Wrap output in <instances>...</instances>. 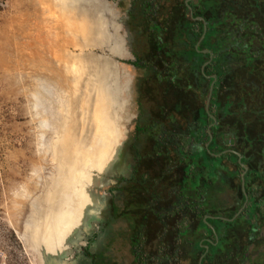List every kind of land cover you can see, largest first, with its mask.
<instances>
[{
    "label": "trees",
    "instance_id": "trees-1",
    "mask_svg": "<svg viewBox=\"0 0 264 264\" xmlns=\"http://www.w3.org/2000/svg\"><path fill=\"white\" fill-rule=\"evenodd\" d=\"M190 7L193 18L184 0L142 5L146 49L135 65L146 72L138 91L148 108L142 110L138 143L145 149L134 150L138 169H148L141 181L147 195L140 202L145 224L157 225V243H147L149 254H135L139 264H199L202 257V264H260L252 247L264 241V226L247 219L248 208L234 222L223 218L233 219L246 195L254 214L264 216V0H200ZM230 134L249 168L245 192L239 156L224 154ZM156 177L169 180L171 194L156 200L154 220L148 196ZM228 190L236 194L235 205L220 207L219 196ZM167 216L172 219L165 223Z\"/></svg>",
    "mask_w": 264,
    "mask_h": 264
},
{
    "label": "rangeland",
    "instance_id": "rangeland-1",
    "mask_svg": "<svg viewBox=\"0 0 264 264\" xmlns=\"http://www.w3.org/2000/svg\"><path fill=\"white\" fill-rule=\"evenodd\" d=\"M119 2L0 0V264H42L41 251L53 255L67 250L90 215L77 224L81 207L74 201L82 191L112 200L116 185L92 187L112 165L118 145L134 140L141 106L143 111L148 108L145 102L139 109L138 74L129 65L136 61L132 41L138 39L144 53L146 35L141 29L135 33L125 26L126 15ZM124 43L129 56L117 54L125 52ZM110 58L120 62L121 71L114 69ZM106 66L118 76L104 81L109 88L101 87L92 74ZM127 74L130 78L126 79ZM140 76L146 77V73ZM42 83L50 85L62 100L54 119L45 117L56 127V138L42 130L44 117L34 108L33 96L42 94ZM32 199L40 201L44 210H38L37 227L28 236L34 246L28 248L20 234L32 213ZM219 199L220 207L230 208L236 194L228 190ZM245 205L247 219L264 226V216L254 214L253 203ZM108 206L111 211L110 203ZM45 217L56 236L42 247L37 238ZM101 224H92L79 246L72 248L71 259L83 255L90 238L101 232ZM128 226L133 224L121 222L110 229L117 236L111 255L122 264L133 263ZM260 233L264 239V228ZM260 243L252 247L253 260L264 264V241Z\"/></svg>",
    "mask_w": 264,
    "mask_h": 264
},
{
    "label": "flooded vegetation",
    "instance_id": "flooded-vegetation-1",
    "mask_svg": "<svg viewBox=\"0 0 264 264\" xmlns=\"http://www.w3.org/2000/svg\"><path fill=\"white\" fill-rule=\"evenodd\" d=\"M119 1H120L118 4L119 8L125 11V15H126V19L123 21V23L125 24L127 28L137 33V31L141 29V24L145 21L144 19H142L143 16H141V10H142V5L147 0H119ZM184 1L189 6L190 17L193 18L194 17V16L192 17L193 9L190 7V4L192 3L196 5L199 3L200 0H184ZM199 19L200 18H196L195 21H200L204 23L205 20L203 18H202L203 21ZM132 47H133V54H134L136 61L130 62L129 65H131V67L134 68L135 72L138 74V76L136 75V78H137L136 88L139 90L140 84L143 83L144 79L146 78V77L140 76V74L144 75L146 72L145 70L137 67L135 63L137 62V57L141 56L142 54L143 44L142 43L139 44L138 39H135V41H132ZM205 52L208 53V51H205ZM210 62L212 61L210 60ZM208 64L209 63H207L205 67L208 66ZM213 84H214V90H215L216 78H215L214 83L211 84V86ZM211 86H210V90H211ZM138 95H139V92H138ZM209 95H210V91H209ZM140 106L141 104H139V109H140ZM141 107L143 110L144 106H141ZM206 108H207V104H206ZM140 111L138 113V119L135 124L136 127H135V133H134V140L131 143L132 163L130 166V171L125 176H122L116 179L117 184L115 188L113 189V191H111V196H112V200H110L111 211L108 217L106 218V220H104L101 224L102 226L101 232L97 234L95 238H90L91 241H88L85 249L83 250V255H81L80 258L79 257L77 258L78 260H80V262H83V264H122L115 257L111 255L112 253L111 250L113 248L114 242L117 240V236L115 235V233L111 234L112 232L110 231L113 225H118L121 222H125L126 224L127 223L133 224L132 227L128 226V232H131V235L129 238V244L131 248V256L133 257L132 264H139L138 263L139 252L137 256L135 254V249L136 251L144 250L146 253L149 254V252L146 251V247H145L147 243L149 244L150 242L152 245L157 243L156 242V235H157L156 226L157 225L153 222H151L149 226L145 224L143 220V216H142V214L145 211V209H143L145 208V205H143L140 202V201H143L144 197L147 195L146 192H144V187L141 181H142V176L145 175L146 170H148L146 167H142L138 169L139 165H138V160L136 159L137 151L136 149L134 150L136 145L138 147V150L141 152L145 149L143 145L138 146V143H140L139 139L141 138V136H143V134L142 135L140 134L139 130L141 127V123L144 120V117L142 116L144 113ZM212 120L217 121L215 116H212ZM215 125L217 124L215 123ZM212 128L213 126H210L209 130H211ZM209 135H210V143H211L214 140V135L211 134L210 132H209ZM211 136L213 137L212 141H211ZM234 137H235L234 134L225 136V140H226L225 146L227 148H230V150H228L227 152H224V154L228 152H232L234 154H237L238 156L239 155L241 156L240 153L236 152L233 149V148H237ZM241 164H242V160H241ZM242 167L244 169L248 168L243 164H242ZM153 170L155 171L156 168H153ZM136 171H138V173ZM248 172H249V168H248L247 173ZM135 174H136V178L134 179L133 176ZM155 175H157L158 177L159 174H157L156 172ZM157 177L156 179H154L156 180V183H157V180H159L157 179ZM163 180L164 178H161L158 181L159 186H157L156 183H152L153 186L150 188L151 193L148 196L150 199L149 208H151L150 211H152L154 214L156 212V203H157L156 200L159 198V201L162 202L163 198H169L171 194V191L169 190V187H168L169 185L167 183V181L169 180L165 179L164 182H162ZM248 202H249V197H248ZM164 208H166V206ZM245 209H247V207ZM168 217L172 219L171 216H167L168 220L166 219L165 223L169 222ZM207 217H210V218H207ZM152 218L156 220V214ZM206 218L211 219L212 217L208 215L206 216ZM205 239H208V238H202L203 241H205ZM204 258L205 257H202L201 259L204 260ZM200 261H199V264H200Z\"/></svg>",
    "mask_w": 264,
    "mask_h": 264
},
{
    "label": "bare ground",
    "instance_id": "bare-ground-1",
    "mask_svg": "<svg viewBox=\"0 0 264 264\" xmlns=\"http://www.w3.org/2000/svg\"><path fill=\"white\" fill-rule=\"evenodd\" d=\"M92 74L96 80H98V79L100 80V83H101L100 86L103 88L107 87V85L104 84V81H107V80L110 81V79H114V78L118 77L109 67H107V69H105V70L102 68L101 71H99V73H92ZM108 78H110V79H108ZM127 78H130V76L128 74L126 76V79ZM107 88H109V87H107ZM39 90H40V92H42V94L41 93L34 94V96H33L34 102L33 101L32 102L34 103V108L36 110V114H38V116L44 117V118H42L43 120L40 121V126L42 127V130L45 129V130H48L47 132H52L56 138L57 137L56 136L57 133L55 131L56 127L54 128L53 125L50 124V122L48 121L49 119L46 120L45 117H48V118L50 117V118L54 119V117L57 115V112H58L57 108L62 107L61 97L58 93H56L55 91L52 90L50 85H48L46 83L40 84ZM53 111L55 112V114L53 113ZM55 119H57V118H55ZM45 134H47V133L45 132ZM47 146H48V144H47ZM42 151H43V149H42ZM81 196H83L84 202L79 200V197H81ZM75 199H76V201H74L75 204L79 203V206L81 207L78 210L79 213H78L77 224H79L80 220L82 221L85 218V215L90 214L91 210L98 209L102 205V203L100 204L101 201L99 198L93 199V200L90 199L89 191H87V190H86V193L82 191L81 194L76 196ZM31 202H32L31 204H32V208H33L32 213L25 219V222L23 224L24 232H22L20 234L21 240L23 241V243L28 248H31V246L33 245L30 242V238H28V236L30 235L29 232L35 230V228L37 227V224H38L37 222H38V217H39L38 210H44L42 203L40 201H38L37 199H32ZM72 214H74V213L72 212ZM92 215H93V217L96 215H97V217H100V216H102V212H101V210L92 211ZM48 221H49V218L45 217V219L42 221L43 223L39 222L40 223L39 226H41V229H39L40 234H39V237L37 238V242L42 247L48 246L53 241V239H51V237L54 238L56 236V230L52 227L51 223Z\"/></svg>",
    "mask_w": 264,
    "mask_h": 264
},
{
    "label": "water",
    "instance_id": "water-1",
    "mask_svg": "<svg viewBox=\"0 0 264 264\" xmlns=\"http://www.w3.org/2000/svg\"><path fill=\"white\" fill-rule=\"evenodd\" d=\"M192 17H193V14H192ZM199 20L203 21L202 18H200ZM206 34H207V28L205 26V31H204V34H203V36L201 38V41L199 42V45L205 39ZM124 46H126V50L124 49L125 52L123 54L118 52L117 53L118 55L127 56L128 54H130L129 49H128V45L125 44ZM110 60L113 62V65H114L113 67H114L115 70L116 69H118L119 71L122 70L120 68V62L119 61L113 60L111 58H110ZM123 72L126 73V71H124V70H123ZM131 79H132V77H131ZM132 86H133V79H132L130 91L132 89ZM213 92H214V84L211 86L210 95H209V98H208V101H207V110L209 109V106L211 104ZM125 110L126 109H124L123 111L120 112L121 117H123L122 115H124ZM212 140H213V137L211 136V141ZM118 143H120V142L118 141ZM131 143H132V141L129 140V141H126V142L123 141L121 144L118 145V147H117L118 152H117L116 158L113 161L112 165L108 168L107 172L102 174V177H100V178L97 177L96 178L97 186L96 187H92V188L101 189V188H103V187H105L107 185H116L117 184L116 179L120 178L122 176H125L130 171V166H131V163H132ZM241 160H242V158L239 155V162L240 163H241ZM247 171H248V168H245V172L243 174V180H242V189H243L244 192L246 191L245 176L247 174ZM89 195H90V199H92V200L99 198L101 200L100 204L102 203L101 207H99L98 209H95V210H91L90 215H88L89 218H88V221L86 223V226H83L82 228H80L75 233L74 239H73V242H72L74 244L71 243V246H69L67 250L65 249L62 252L61 251L56 252L53 255H48L46 252L41 251L40 255H41L42 264H80L78 259L76 260V259H71L70 258L73 255L72 248H77L79 246V243L81 241H83V239H84V234L89 233L93 223H95V222H103L105 220L106 215L110 212V209H109V206H108L109 203H110V198L108 196H101L100 194H95L91 190H90ZM246 203H248V196L247 195H246ZM245 206L247 207V205H244V207ZM99 210H101L102 216H100L98 218L97 217H92V218L90 217L92 215V211H99ZM241 214L242 213L236 215L231 220H228V219H224V220L225 221H229V222H234L236 219H238L240 217ZM207 218H210V217H207ZM217 240H218V238H217ZM207 250H208V247H207ZM202 260L203 259H201L200 264H202Z\"/></svg>",
    "mask_w": 264,
    "mask_h": 264
}]
</instances>
